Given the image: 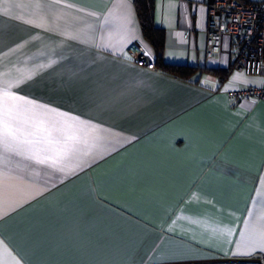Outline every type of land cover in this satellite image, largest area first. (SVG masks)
<instances>
[{"label": "crops", "instance_id": "0c3cea01", "mask_svg": "<svg viewBox=\"0 0 264 264\" xmlns=\"http://www.w3.org/2000/svg\"><path fill=\"white\" fill-rule=\"evenodd\" d=\"M154 3L186 77L132 59L157 57L134 0H0V95L24 98L0 143V264H264L233 255L264 216V99L229 95L264 77L206 56L207 0Z\"/></svg>", "mask_w": 264, "mask_h": 264}, {"label": "built area", "instance_id": "2783aa9c", "mask_svg": "<svg viewBox=\"0 0 264 264\" xmlns=\"http://www.w3.org/2000/svg\"><path fill=\"white\" fill-rule=\"evenodd\" d=\"M206 56L214 58L224 48L234 54L232 70L264 77V0H207ZM132 59L157 68L143 47L129 46ZM235 98L256 96L264 99V82L232 89Z\"/></svg>", "mask_w": 264, "mask_h": 264}, {"label": "snow or ice", "instance_id": "6c2138e0", "mask_svg": "<svg viewBox=\"0 0 264 264\" xmlns=\"http://www.w3.org/2000/svg\"><path fill=\"white\" fill-rule=\"evenodd\" d=\"M28 23H32V21H28ZM42 26V25H36ZM240 78V74H236L233 77V80ZM10 87L8 86L2 91V95H0V143H3L6 147L10 144L17 143L18 137L17 132L18 129L14 126L13 121L16 119L15 112L17 109L18 101L24 100L23 97L16 96L10 92ZM26 104H30V101H24ZM45 131H47L45 129ZM50 135V133H49ZM76 137L69 136L65 143L67 144L68 140H75ZM27 142V141H26ZM52 142V141H50ZM61 159V155L57 154L56 156H49L45 159L39 160V163H48L50 162L52 166H56ZM246 231L248 233L245 236L243 233L242 241L240 248L245 249V251H236L233 255H252L257 250L261 253H264V216H260L256 218L251 224L245 225ZM253 234H255V238H253Z\"/></svg>", "mask_w": 264, "mask_h": 264}, {"label": "trees", "instance_id": "16d2710c", "mask_svg": "<svg viewBox=\"0 0 264 264\" xmlns=\"http://www.w3.org/2000/svg\"><path fill=\"white\" fill-rule=\"evenodd\" d=\"M141 28L145 38L153 45L157 54L156 64L165 71L186 77L196 67L184 64L169 63L163 59V48L165 46V31L154 23V0H134ZM206 70L219 72L218 68L206 67Z\"/></svg>", "mask_w": 264, "mask_h": 264}]
</instances>
